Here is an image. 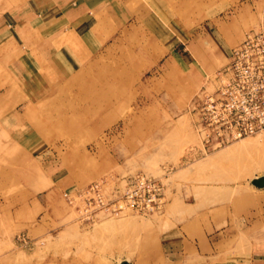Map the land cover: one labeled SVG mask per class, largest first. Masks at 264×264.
Returning a JSON list of instances; mask_svg holds the SVG:
<instances>
[{"label":"rangeland","instance_id":"rangeland-1","mask_svg":"<svg viewBox=\"0 0 264 264\" xmlns=\"http://www.w3.org/2000/svg\"><path fill=\"white\" fill-rule=\"evenodd\" d=\"M98 2L106 13L83 32L73 68L0 125V264H171L169 242L193 240L195 201L208 208L212 193L225 203V187L232 200L264 174V131L200 154L190 110L222 65L204 72L213 54L264 29V0ZM241 140L256 143L206 164ZM135 173L166 183L161 211L85 225L63 196Z\"/></svg>","mask_w":264,"mask_h":264},{"label":"crops","instance_id":"crops-1","mask_svg":"<svg viewBox=\"0 0 264 264\" xmlns=\"http://www.w3.org/2000/svg\"><path fill=\"white\" fill-rule=\"evenodd\" d=\"M98 3L0 0V125L51 94L58 78L73 68L68 63L81 49L83 32L94 16L106 13ZM231 48L226 54L216 51L204 72L215 64L222 67ZM229 190L225 187V203L215 202L212 193L208 208H198L195 201L193 240L185 236L177 244L169 242L166 254L171 264H264V186H244L232 200ZM203 213L208 216L204 223Z\"/></svg>","mask_w":264,"mask_h":264},{"label":"built area","instance_id":"built-area-1","mask_svg":"<svg viewBox=\"0 0 264 264\" xmlns=\"http://www.w3.org/2000/svg\"><path fill=\"white\" fill-rule=\"evenodd\" d=\"M190 110L200 154L264 131V29L244 33L228 61L199 88ZM105 185L106 179H96L63 193L79 223L91 225L102 216L126 212H159L166 202V183L144 173L117 177L109 189Z\"/></svg>","mask_w":264,"mask_h":264},{"label":"bare ground","instance_id":"bare-ground-1","mask_svg":"<svg viewBox=\"0 0 264 264\" xmlns=\"http://www.w3.org/2000/svg\"><path fill=\"white\" fill-rule=\"evenodd\" d=\"M177 126V125H176ZM179 126V125H178ZM176 129V128H175ZM179 129V128H178ZM175 131V130H174ZM178 134V133H177ZM241 138H245V137H241ZM239 138V139H241ZM257 138H261V137H257ZM256 143V142H255ZM254 142H252L251 140H241L238 143H235L233 145H231L230 147H228L227 149H224L220 152H218L215 156L210 157L207 161L206 164H213L215 160H227L229 158H234V156L241 154V153H245V152H249L252 147H254L255 145ZM226 146V145H225ZM223 147V146H222ZM221 148V147H220ZM260 160L259 157H256ZM263 158V157H262ZM256 159V160H258ZM255 160V159H254ZM253 160V162H254ZM258 160V163H259ZM256 162V161H255ZM262 162V161H261ZM255 164V163H254ZM256 167V166H255ZM255 169V168H254Z\"/></svg>","mask_w":264,"mask_h":264},{"label":"water","instance_id":"water-1","mask_svg":"<svg viewBox=\"0 0 264 264\" xmlns=\"http://www.w3.org/2000/svg\"><path fill=\"white\" fill-rule=\"evenodd\" d=\"M251 183L255 185L256 187H263L264 186V174L255 176L251 179Z\"/></svg>","mask_w":264,"mask_h":264}]
</instances>
